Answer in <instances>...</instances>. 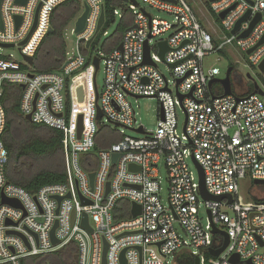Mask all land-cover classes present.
<instances>
[{"label":"built area","instance_id":"1","mask_svg":"<svg viewBox=\"0 0 264 264\" xmlns=\"http://www.w3.org/2000/svg\"><path fill=\"white\" fill-rule=\"evenodd\" d=\"M70 1L27 0L21 5L16 0H2L0 44L14 45L22 56L35 58L55 9ZM79 1V17L84 4L89 7L86 25L76 34L79 17L73 22L76 48L66 51L58 70L40 72L26 61L20 63L0 54V264H21L26 258L59 252L71 243L79 248V264H104L105 252L106 264H122L123 252L126 264H178L183 252L194 262L198 257L200 264H264V201L257 197L259 201L253 205L238 202L241 180L264 181V97L253 93L225 96L223 89L219 96L214 90L216 83L211 88L209 83L218 79L220 70L205 67L207 57L234 47L259 70L264 61V42L259 45L264 40V0H201L207 24L186 0H134L136 4L126 0L114 10V21L123 19L124 8L133 24L124 33L122 50L110 52L106 49L111 38L105 29L106 12L103 28L86 49L98 29L105 0ZM141 3L173 21L154 17ZM258 15L260 20L250 34L240 38ZM16 17L22 18L18 27ZM100 37L109 38L96 50L94 44ZM146 43L152 64H145ZM162 43L168 46L164 59L160 56ZM250 50L253 52L248 54ZM95 58L100 66L105 64L102 91L94 83ZM159 64L171 69V79L159 70ZM81 77L85 78L83 86L75 83ZM6 83L25 86L20 103L24 118L32 115V124L64 133L65 182L29 192L8 181L7 115L1 100ZM80 88L83 101L79 100ZM96 90L102 112L99 120ZM90 99L91 105L85 108ZM132 99L159 103L156 130L138 125ZM178 109L186 115L181 133ZM81 115L84 130L79 138ZM103 129L119 140L108 147H96V137ZM120 129L139 137H127ZM116 154L119 158L114 163ZM189 160L201 167L208 194L232 196V203L228 198L205 200L200 177L190 170ZM163 163L170 181L166 204L161 198ZM131 166L137 170L131 171ZM3 195L21 206L3 204ZM202 203L208 216L206 226L199 216ZM132 204L141 207L140 215L133 217ZM85 215L92 231L83 226ZM214 227L229 238L228 247L218 257L209 250L221 248L224 236L215 234ZM54 229L57 244L52 239ZM236 256L239 261L234 263Z\"/></svg>","mask_w":264,"mask_h":264},{"label":"trees","instance_id":"2","mask_svg":"<svg viewBox=\"0 0 264 264\" xmlns=\"http://www.w3.org/2000/svg\"><path fill=\"white\" fill-rule=\"evenodd\" d=\"M124 2L126 0H105L106 27L114 21V10L120 8ZM81 12L82 4L79 0H72L55 9L51 19L54 31L40 45L34 58V69L53 72L62 66L67 51L65 32ZM123 15L121 25L107 43V52L118 48L124 33L133 24L131 14L124 8ZM261 77L264 86V77ZM215 90L219 96L223 95L222 89ZM252 93L251 84L247 94ZM21 96L22 89L19 86L9 83L4 85L1 99L7 115L4 144L9 153L6 176L11 184L35 192L44 185L58 184L66 180L64 133L46 125L26 122L20 109ZM69 107L68 103L67 111ZM118 140L119 138L112 137L109 130L103 129L96 137V147H108ZM178 257V264H195L188 252H183ZM21 264H79V248L76 243H71L59 252L26 258Z\"/></svg>","mask_w":264,"mask_h":264},{"label":"rangeland","instance_id":"3","mask_svg":"<svg viewBox=\"0 0 264 264\" xmlns=\"http://www.w3.org/2000/svg\"><path fill=\"white\" fill-rule=\"evenodd\" d=\"M186 1L193 7V9L198 14V16L203 21V23L207 24L206 17H205V15H207L206 8L203 5L202 1L201 0H186ZM140 6L141 8H145V10L149 14L153 15L154 17H159L167 21H173V18L170 17L169 15L158 12L155 9L146 6L145 4L141 3ZM211 21L212 19L210 18V22ZM120 25H121V21L119 18L116 17L115 21L110 23L106 27V30L109 33V37L113 36L117 32ZM72 30H73V23L68 27L67 32H65L67 51L70 53L73 52L74 49L76 48V36L72 32ZM109 37H106V38L100 37V39L97 40L96 43L94 44V48L96 50L102 49V47L104 46V43L106 42V40H108ZM157 40L159 39H156V41ZM0 54L6 57H12L13 60L20 62V63H23L24 61L22 54L17 48L0 49ZM231 66L235 67V70L231 76L232 89L234 93L245 94L248 92V88L251 85V81L247 78V75H251L253 80L257 82L261 88H264L261 83L262 77L260 75L258 68L251 67V65H249V63L247 62V59L244 56V54L234 47H227L224 54L215 53L205 59V67L207 69L211 67H216L220 70V75L217 77L218 79H223L226 75L228 68ZM159 70L167 78L169 79L172 78L171 69L166 64H159ZM84 80H85L84 77L77 78L75 80V83L77 85L79 84L80 86H83V84L85 83ZM96 83H97L99 90L102 91L105 86V64L104 62H102L100 69L97 73ZM215 89H223V87L220 83H216L214 85V90ZM91 102L92 100L90 99L88 103L85 105V108L90 106ZM131 102L133 106L135 107L136 112L138 114L137 115L138 125H143L149 131L156 130L157 123H158L159 103L156 100H152V99H140L137 101L132 99ZM77 105L79 104L78 103L75 104V107ZM178 118H179V133H181L183 132V126L186 120V115L180 109H178ZM119 132H122L127 137H132V138L139 137L138 134L134 133L133 131L127 130V129H120ZM164 165L165 164L163 163L160 166V176H161V183H162L161 198L163 202L166 204L168 200V196H169L170 181H169V176H168L166 167ZM188 165H189L190 170L194 173V175L198 179L199 173H198V169L196 165L194 164V162L192 160H189ZM240 187H241V191H240L238 202L241 205H253L258 199L260 200L264 199V185H256L249 178H246L244 180H241ZM199 216H200V219L202 220V224L206 226L208 216L206 213V208H205L204 203L200 205ZM177 228L179 229L180 233H182L180 226L177 225ZM191 251L196 252V249L192 248ZM171 264H174V263L171 262Z\"/></svg>","mask_w":264,"mask_h":264},{"label":"water","instance_id":"4","mask_svg":"<svg viewBox=\"0 0 264 264\" xmlns=\"http://www.w3.org/2000/svg\"><path fill=\"white\" fill-rule=\"evenodd\" d=\"M129 1H131L133 4H136V2L134 0H129ZM164 1L174 2L173 0H164ZM214 1H217V0H210V2H214ZM26 2H27V0H16V3L17 4H21V5L26 4ZM1 3H2V0H0V28L2 29L3 28V23H2V18H1ZM229 11H227L225 13H222L220 15V18L221 19H224L225 16H226V14ZM88 13H89V7H88L87 4H84V12L76 20V23H75V33L76 34L82 32L83 29L85 28L86 21H87V17H88ZM37 15H38V11H37ZM37 15H36L35 24H34V27H33L32 31L36 27ZM247 17H248V14L237 24L236 28L233 30V34L236 33V31L240 28V25L243 22H245V20L247 19ZM15 19H16V25L18 27L20 25V23H21L22 18L21 17H16ZM259 20H260V15H258L257 18L252 22L250 29L247 32H245L240 38H246L250 34V32L252 31L253 27L258 23ZM104 23H105V9L103 7L102 8L101 17H100V21H99V25H98V29H97V31L95 33V36L91 40H89L87 42L86 49H90V46H91L92 42L94 41V39L96 38V36L98 35V33L103 28ZM53 31H54V29L51 26L50 29H49V31H48V34L53 33ZM27 40L25 42H23L22 45L26 44ZM263 42H264V40L259 45H261ZM0 46H2L4 48H14V45H5V44L2 45V44H0ZM122 48H123V44L121 43L119 45L118 49L119 50H122ZM167 51H168L167 43H162L160 45V56H161L162 59H164V56L167 53ZM252 52H253V50H250L248 52V54H251ZM22 57H23L24 61H26L30 66H34L35 59L33 57H28V56H22ZM145 57H146L145 58V64H152V62L150 61V57H149V48H148L147 43L145 44ZM94 66L96 68V74H95V77H94V83L96 85V77H97V73H98L99 68H100L99 59H97V58L94 59ZM232 71H233V68L232 67H229L228 70H227V72H226L225 78L224 79H214V80H212L209 83V88H211L214 83H220L222 85V87H223L224 95L225 96L233 95L234 92H233V89H232V81H231V73H232ZM259 71H260L261 74H264V61L259 65ZM247 78L250 81L253 82V85H254V92H253V94H258V95L264 97V91L259 87L258 83L253 80V78L251 77V75H247ZM21 88L22 89H25V86L22 85ZM78 95H79V100L80 101H83L84 100V94H83V89L82 88H80L78 90ZM179 97H180V100L182 101L183 100V96H180L179 95ZM98 101H99V93H98V90H96V105H97V109H98V117H97V119L99 120L102 117V112L100 111V108L98 106ZM24 119H25L26 122L32 124V115H28ZM83 130H84V126H83V116L81 115L79 117V121H78V137L79 138H81L82 133H83ZM118 158H119V154L114 155V163H116V161H117ZM194 163H195V165H196V167L198 169V173H199V177H200V193H201L202 197L205 200H214V201H218V202H221L224 198H228L229 199V202L232 203V196H227V197H213V196H211V195L208 194V192L206 190V187H205L203 171H202L201 167L198 165L197 162L194 161ZM130 170L131 171H134V170H137V169H136L135 166H131L130 167ZM94 179H95V174L94 173L90 174V180H91V186L92 187L94 186ZM254 183L256 185H264V181H254ZM107 187H108V192H109V184H108ZM3 204H9V205H12V206H15V207H20L21 206L19 202L14 201V200L7 199L4 195H3ZM140 214H141V207L138 206V205H136V204H132V215H133V217H136V216H138ZM83 226L85 228H87L89 231H92V229L89 227L88 217L86 215L84 216ZM56 228H57V226L55 227V229ZM55 229L52 232V239H53V243L54 244H57L58 243V240H56V238L54 237ZM213 232L215 234H217V233L219 234L220 233V234H222L224 236V243H223V245H222L221 248H219L217 250H214V249H210L209 250V252H210V254L212 256L218 257L228 247V245H229V238H228V236H227V234L225 232L219 231L216 227H214ZM105 255H106V252H105ZM105 255H104V264H106ZM238 261H239L238 256H236V257L233 258V262L234 263H237ZM122 264H126V261H125V252H123V254H122ZM195 264H200V261H199V258L198 257H196V259H195ZM249 264H251V263L249 262Z\"/></svg>","mask_w":264,"mask_h":264},{"label":"flooded vegetation","instance_id":"5","mask_svg":"<svg viewBox=\"0 0 264 264\" xmlns=\"http://www.w3.org/2000/svg\"><path fill=\"white\" fill-rule=\"evenodd\" d=\"M232 68H233V71H232V73L234 72V70H235V67L234 66H231ZM232 73H231V76H232Z\"/></svg>","mask_w":264,"mask_h":264},{"label":"bare ground","instance_id":"6","mask_svg":"<svg viewBox=\"0 0 264 264\" xmlns=\"http://www.w3.org/2000/svg\"><path fill=\"white\" fill-rule=\"evenodd\" d=\"M77 104V103H76ZM75 106V105H74Z\"/></svg>","mask_w":264,"mask_h":264}]
</instances>
